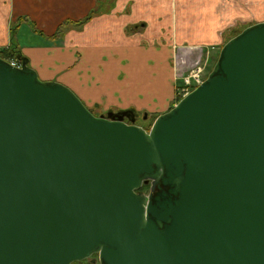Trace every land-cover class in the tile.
I'll return each instance as SVG.
<instances>
[{
	"label": "water",
	"instance_id": "1",
	"mask_svg": "<svg viewBox=\"0 0 264 264\" xmlns=\"http://www.w3.org/2000/svg\"><path fill=\"white\" fill-rule=\"evenodd\" d=\"M149 185L148 192L140 190ZM264 264V21L148 129L0 57V264Z\"/></svg>",
	"mask_w": 264,
	"mask_h": 264
},
{
	"label": "crops",
	"instance_id": "2",
	"mask_svg": "<svg viewBox=\"0 0 264 264\" xmlns=\"http://www.w3.org/2000/svg\"><path fill=\"white\" fill-rule=\"evenodd\" d=\"M95 2L0 0V49L9 46L10 25L20 18L14 40L28 65L43 81L69 87L96 115L129 110L151 119L166 112L176 97L174 60L191 68L219 50L232 30L264 21V0H118L111 12L51 38L60 22L83 17ZM147 8L166 9L167 23L150 18ZM202 19L196 31L206 38L189 42L191 22Z\"/></svg>",
	"mask_w": 264,
	"mask_h": 264
},
{
	"label": "rangeland",
	"instance_id": "3",
	"mask_svg": "<svg viewBox=\"0 0 264 264\" xmlns=\"http://www.w3.org/2000/svg\"><path fill=\"white\" fill-rule=\"evenodd\" d=\"M128 1V0H127ZM144 1V0H142ZM117 2L118 0H96L95 2V5H94V8H96V10L100 13L98 15H95L92 17V19L94 17H98V16H101L103 14H107L109 12L112 11V9H116V5H117ZM155 3L157 4H166L167 3V0H155ZM159 6V5H157ZM148 13V16L151 18L153 15H157V16H160L163 20H162V24L165 25L168 21V14H167V10L166 9H163V11H161V9H158L156 11L150 9V8H147V11ZM180 10L177 8L176 10V14L178 16V29L180 31L181 27H180V17H181V14H180ZM143 16H145V14H143ZM91 19V20H92ZM204 19L202 20H195V22H191L192 25L189 26L190 29H191V32H190V35L187 37L189 42H196V41H203V39H205L206 37L205 36H201L196 30L198 28H200L203 24ZM190 25V24H189ZM132 26V25H128L126 26L128 29L129 27ZM240 28H243L242 27H237V29H240ZM236 29V30H237ZM234 33V31H231V33L229 34L230 36ZM229 38V37H228ZM220 49V48H219ZM218 51L219 50H213L210 51L206 56H207V60H206V66L204 68V75L209 72V70L211 69L212 65L215 63V61L217 60V56H218ZM206 56H204V58H206ZM196 60V59H195ZM202 60V59H201ZM205 60V59H204ZM203 61V60H202ZM205 62V61H204ZM42 80V79H41ZM95 116H99V115H96L97 113H93ZM138 123H140L141 125H144V126H148V122L149 120L148 119H145L144 115L142 116H139L138 119L136 120ZM144 192H148V189H146Z\"/></svg>",
	"mask_w": 264,
	"mask_h": 264
},
{
	"label": "trees",
	"instance_id": "4",
	"mask_svg": "<svg viewBox=\"0 0 264 264\" xmlns=\"http://www.w3.org/2000/svg\"><path fill=\"white\" fill-rule=\"evenodd\" d=\"M101 13V12H100ZM96 8H92L88 11L86 15L83 17L76 19V20H71V19H65L62 22H60L55 30V32L51 35V38H59L61 37L67 30L70 29H81L83 25L88 22L89 20L92 19L93 16L100 14ZM21 19L18 18L16 19L13 24L10 25V43L9 46L6 48H1L0 49V57L6 59L10 57H15L17 58L21 63L26 61V57H24L19 50H17L16 42L14 40V36L16 33V30L18 28L19 21ZM246 26H243V28ZM243 28L240 29H234V33L230 36H235L238 34ZM134 29L133 26H130L129 29L127 28V31L130 32ZM229 37V38H230ZM146 189H149V185H143L140 190L145 191Z\"/></svg>",
	"mask_w": 264,
	"mask_h": 264
},
{
	"label": "built area",
	"instance_id": "5",
	"mask_svg": "<svg viewBox=\"0 0 264 264\" xmlns=\"http://www.w3.org/2000/svg\"><path fill=\"white\" fill-rule=\"evenodd\" d=\"M6 61L13 67L19 68L21 66V62L15 57L8 58ZM204 61L200 59L196 60L189 72L182 75V84L178 89L179 96L186 95L192 87L201 83L204 77V68L206 66V60Z\"/></svg>",
	"mask_w": 264,
	"mask_h": 264
},
{
	"label": "flooded vegetation",
	"instance_id": "6",
	"mask_svg": "<svg viewBox=\"0 0 264 264\" xmlns=\"http://www.w3.org/2000/svg\"><path fill=\"white\" fill-rule=\"evenodd\" d=\"M225 42V41H224ZM223 42V43H224ZM222 43V44H223ZM221 44V45H222ZM221 47V46H220ZM219 47V48H220ZM211 48H213V47H211ZM198 59H200L201 60V58H197L196 60H198ZM196 60H194L193 62H192V66H193V64L195 63V61ZM202 61V60H201ZM173 67H174V81H175V91H176V97H175V102L179 99V92H178V89H179V87L181 86V84H182V75H185V74H187L188 72H189V70H190V63L188 64H186V61L184 62V60L182 61V60H178V61H173ZM185 69H188V71H187V73H185L184 72V70ZM85 105V104H84ZM86 106V105H85ZM87 107V106H86ZM88 108V107H87ZM89 109V108H88ZM90 110V109H89ZM129 111V110H128ZM119 112H122V111H119ZM132 112V111H131ZM108 113H110V112H108ZM113 113H117V112H113ZM107 114V113H106ZM105 114V115H106ZM133 114H134V112H133ZM134 116H135V123L136 124H138V125H140V126H142V127H144V128H146V129H148L149 127H150V125H151V123L153 122V120L158 116H156L155 118H151V119H148L147 118V116L144 114V117H145V119H148L149 120V122H148V126H144V125H141L140 123H138L136 120L138 119V117H136V115L134 114ZM72 264H100L99 263V261H98V255L97 254H92L91 256H89L88 258H85V259H83L82 261H79V262H73Z\"/></svg>",
	"mask_w": 264,
	"mask_h": 264
}]
</instances>
